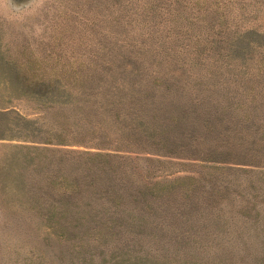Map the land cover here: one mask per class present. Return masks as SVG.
I'll return each instance as SVG.
<instances>
[{
	"label": "rangeland",
	"instance_id": "1",
	"mask_svg": "<svg viewBox=\"0 0 264 264\" xmlns=\"http://www.w3.org/2000/svg\"><path fill=\"white\" fill-rule=\"evenodd\" d=\"M192 1L0 0V264H264V34Z\"/></svg>",
	"mask_w": 264,
	"mask_h": 264
},
{
	"label": "trees",
	"instance_id": "2",
	"mask_svg": "<svg viewBox=\"0 0 264 264\" xmlns=\"http://www.w3.org/2000/svg\"><path fill=\"white\" fill-rule=\"evenodd\" d=\"M137 3V10L140 12L141 18L144 16L155 14V12H160L162 15L165 14H171L176 15V17H179L180 9H183L181 7L183 4L180 2L182 0H134ZM230 0H194L191 2V15L189 16L190 19L198 22L203 23L206 21L208 23V26H210V31L213 32L216 36L219 35V38L222 40H225L227 45H233L237 46L238 41L240 38H244L248 40L247 42L251 45H260L261 39L264 34V25H262V22L256 21L252 22L249 25H241L239 24V17L238 12L236 10H233L232 3H229ZM159 2V3H157ZM164 3V4H162ZM181 4V5H180ZM201 4H203V7H201ZM261 3H253V7H259ZM204 10V19H202L199 15H201V10ZM243 12V11H242ZM216 26H219L220 28L216 29ZM207 28V25H206ZM175 29V30H174ZM191 31L190 25L185 27V30ZM224 29L226 30L225 33H221L220 30ZM174 33L175 36L181 37L182 41L184 40V44H187L188 41L186 40V33H180L179 29L176 27H173L168 23V26H166L163 38L168 35V32ZM208 31V28H207ZM147 32V31H146ZM249 33L254 34V38H248ZM214 34L210 35V38H216ZM145 36L148 35L144 34ZM134 38V37H133ZM161 38V37H160ZM124 40V37H122ZM134 39H130V42H132ZM212 40V39H210ZM215 41V40H213ZM139 46H142L144 49L147 47V44L145 43L144 39H141L138 43ZM155 47L161 46V42L158 41L155 45ZM150 47V46H149ZM133 59H134V54ZM50 70H53L50 68ZM37 74L35 71H31L29 73V76H35ZM40 76L39 78L33 79V83H37L39 80H42L43 76L41 73L37 74ZM43 81V80H42Z\"/></svg>",
	"mask_w": 264,
	"mask_h": 264
}]
</instances>
